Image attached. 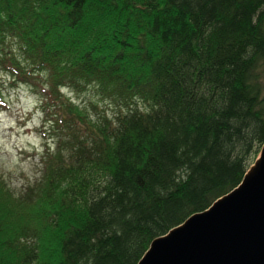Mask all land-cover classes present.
<instances>
[{
  "label": "trees",
  "instance_id": "16d2710c",
  "mask_svg": "<svg viewBox=\"0 0 264 264\" xmlns=\"http://www.w3.org/2000/svg\"><path fill=\"white\" fill-rule=\"evenodd\" d=\"M0 73L53 140L0 174V264H137L260 151L264 0H0ZM91 86L113 116L66 94Z\"/></svg>",
  "mask_w": 264,
  "mask_h": 264
},
{
  "label": "water",
  "instance_id": "95a60500",
  "mask_svg": "<svg viewBox=\"0 0 264 264\" xmlns=\"http://www.w3.org/2000/svg\"><path fill=\"white\" fill-rule=\"evenodd\" d=\"M137 264H264V142L238 185L155 237Z\"/></svg>",
  "mask_w": 264,
  "mask_h": 264
},
{
  "label": "rangeland",
  "instance_id": "374dc122",
  "mask_svg": "<svg viewBox=\"0 0 264 264\" xmlns=\"http://www.w3.org/2000/svg\"><path fill=\"white\" fill-rule=\"evenodd\" d=\"M0 94V174L12 187L21 189L39 175L40 154L50 135L43 124L39 95L30 87L13 84L0 73ZM66 94L79 104L97 102L113 116L115 107L100 100L93 86ZM48 141L52 145L51 137Z\"/></svg>",
  "mask_w": 264,
  "mask_h": 264
}]
</instances>
